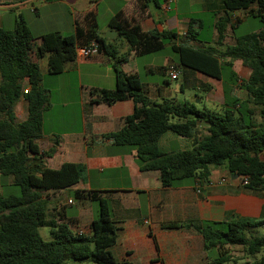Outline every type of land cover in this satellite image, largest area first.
Returning a JSON list of instances; mask_svg holds the SVG:
<instances>
[{
    "label": "trees",
    "instance_id": "obj_1",
    "mask_svg": "<svg viewBox=\"0 0 264 264\" xmlns=\"http://www.w3.org/2000/svg\"><path fill=\"white\" fill-rule=\"evenodd\" d=\"M226 16L217 20V44L225 39L230 26L236 44L224 50L205 45L197 37L196 20L188 25L187 38L201 43L191 47L186 41L173 44L183 68L204 74L222 82L223 105L219 112L201 110L192 101L175 104L165 98L153 103L143 91L136 74L125 73L118 63L132 55L153 54L166 48V42L177 34L168 30L144 31L140 23L128 18L123 11L109 20V27L123 36L130 49L118 56V50L99 32L97 17L88 12L76 20V31L63 34L49 32L41 36L39 45L22 16L12 29L0 27V176L11 177L19 194L0 196V264H68L69 260L92 261L95 264H119L111 252L117 242V225L112 218L108 192L75 189L76 200L98 202L96 217L90 224V234L72 230V221L49 218L45 195L73 188L86 181L87 169L82 164L66 162L58 169L49 168L37 141L43 135V115L49 107V90L43 85V74L31 58L48 55V72L62 74L77 61L78 45L98 43L99 53L119 57L114 66L115 89H91V102L112 105L132 99L133 114L124 118V126L103 138L116 145L136 150L142 171H158L164 188L175 187L184 180L199 184L208 182L212 170L226 168L231 174L249 178L244 188L259 193L264 199V0H222ZM255 6L257 9L252 10ZM248 13L260 20V29L244 35L236 34L241 22L233 15ZM236 20V21H234ZM240 60L249 68L247 79H240L233 61ZM246 98L237 95L239 86ZM181 89V87H180ZM28 103V118L19 122L15 114L20 99ZM254 106L261 107L260 122L255 120ZM175 121H172V120ZM204 125L207 136L199 138V126ZM166 132L192 141L191 148L165 152L159 142ZM264 225L260 220L234 222H202L163 225L165 230L194 229L200 233L207 250H221L218 264L229 261L226 246L243 247L244 253L257 257L264 248V237L248 239ZM50 228L53 240L45 241L39 229ZM259 264H264V257Z\"/></svg>",
    "mask_w": 264,
    "mask_h": 264
},
{
    "label": "crops",
    "instance_id": "obj_2",
    "mask_svg": "<svg viewBox=\"0 0 264 264\" xmlns=\"http://www.w3.org/2000/svg\"><path fill=\"white\" fill-rule=\"evenodd\" d=\"M88 1L94 4L82 8V3L85 0H0V27L12 29L16 19L22 16L37 38L35 45H39L41 36L46 33H74L76 20L88 12H94L98 22V6L105 0ZM151 1L154 2L158 12L155 13L151 10L149 6ZM194 6L199 7V12L192 10ZM64 8L69 12L67 17H65ZM255 9L257 8L253 6L252 10ZM119 11H123L128 18L139 22L144 31L163 32L168 30L176 33L175 40L166 42L165 52L171 45H179L181 38L191 47L201 45V43L187 38L191 19L197 21L195 25L197 37L205 45L224 50L226 47L236 44V35L230 26L225 32L222 44H217L218 32L215 24L218 19L226 16L222 0H110L107 17L111 19ZM9 12L12 14L11 16L4 15ZM239 14L242 12H236L233 15L239 17ZM247 16L248 14L241 16V22L236 26V29L241 23L246 22ZM103 29L100 30L99 26V32L102 35L109 30H114L109 27V22ZM258 29H260L259 24L253 26L252 32ZM118 36L108 39L107 43L115 46V39ZM118 53L119 56V50ZM118 56L117 58H119ZM136 57L132 55L128 61L122 62V70L128 74L138 75L141 80L136 66L128 65L131 60L136 62ZM31 58L40 66L44 81L45 71L43 69L48 70V55L37 58L33 54ZM108 58L103 53H98L90 59L77 60L74 65L69 66L60 74L62 81L61 104L64 108L75 106L79 120L76 117L73 121L75 127L70 126L65 131L55 130L48 126L47 113L44 112L43 135L37 143L41 154L51 153V156L46 158V165L49 168L58 169L66 162L82 164L87 169L86 181L73 187V190L108 192L107 197L112 210V218L118 228L117 242L111 248V252L119 264H218L221 250L218 247L207 250L204 238L200 233L194 229L165 230L162 226L171 223L189 224L264 219L263 197L259 193L245 189L233 180H228L225 184H217L222 177H226L230 173L226 168L212 170L208 182L204 184L188 179L175 187L164 188L161 185L158 171H142L140 169L135 149L116 145L112 140L103 138L106 134L120 130L124 126V118L133 114L135 110V103L132 99L112 105L95 104L91 102L92 97L84 93V85L81 82L82 69L97 64L103 66ZM153 58L155 57H151L150 61L144 65V71L147 74L154 73ZM117 60L119 62V59ZM233 63V69L239 76L242 63L240 60H235ZM170 64H173V60L168 52L164 64L166 73ZM177 66L181 72L184 70V82L189 87L194 86L193 80H201L202 86L200 87L205 89L207 101L216 104L213 100L219 95L221 102L217 105H223V90L220 80L183 68L179 63ZM244 69L243 71L249 75V68ZM97 79L101 84L91 82L85 87L108 90L116 87L115 72L114 75L109 73L107 76H97ZM168 81H172L169 76ZM74 84L76 94L71 97L69 91ZM186 84L182 82L178 85L177 91H180V87L182 88ZM147 96L151 99L155 98L153 94ZM15 114L19 122L28 118V103L25 99L22 98L18 101ZM203 128H205L204 125H200L199 131ZM204 132V135L199 134V138L207 136V132ZM184 139L176 134H164L159 145L165 151L163 147L168 149L175 144L179 145V143H183ZM9 182L10 185H13V179ZM4 183L3 181L1 185L4 186ZM62 194L63 191L50 192L46 194L45 199L50 204V201L61 197ZM82 217V213L79 212L75 217H63V219L74 223L71 228L75 233L83 231L85 234H90V224L95 216L87 215L88 222L84 228L77 227ZM225 248L232 250L231 246Z\"/></svg>",
    "mask_w": 264,
    "mask_h": 264
},
{
    "label": "rangeland",
    "instance_id": "obj_3",
    "mask_svg": "<svg viewBox=\"0 0 264 264\" xmlns=\"http://www.w3.org/2000/svg\"><path fill=\"white\" fill-rule=\"evenodd\" d=\"M93 4L94 3H89L88 0H85V2L82 3V8H86L87 6H91ZM109 4H110V0H105L101 2L98 6V14H99L98 23L100 26V30H104L103 28H105V26L108 24L110 20L109 19L110 17H107V10L109 8ZM149 6L153 12L155 13L158 12L153 1L150 2ZM192 10L195 12H199L198 10L200 9L198 6H194ZM64 12H65L64 13L65 17H67V13L69 14V12H67L65 8H64ZM244 14H248V13L242 12V14L238 15L239 17H235V18L240 19L241 16ZM4 15L11 16L12 14L9 12V13H5ZM246 19H247L246 22H244L243 24L241 23L239 28L236 29L235 32L237 35H243V34L250 33L253 31V26L261 24L258 18H255L251 15H248ZM115 46L117 50L120 51V55L124 54L127 51V49L130 48L123 36H118L115 39ZM168 52H169V56L172 57L173 64L177 65L179 63L178 57L176 54H174L170 50V48L168 49L167 52H165V50H162V51L149 54V55L137 56L135 58L136 62H132L133 60H131L128 64L129 66L131 65L136 66L141 76V82L143 85L144 93L146 95L153 94L155 96L154 99H151V98L149 99H151L153 103H156V102L161 103L165 98H170V99H173L176 105L189 100L195 103V105L201 110H210V111H216V112L221 111L222 106L217 105L219 102H221V97L219 95L218 97H214L213 102L216 104H213L207 101L205 97L206 91L203 87H200L202 86L201 85L202 81L199 79L193 80L192 83L194 84V86L189 87L186 84V82H184V76H185L184 70H182L181 76L179 77L178 80L168 81V75L166 73V69H164L165 57L167 56ZM151 57H155L153 58L154 59L153 64H155V69H154V73L147 74L144 71V65H146L147 61H150L149 59H151ZM117 59L118 58L109 57L108 59H106L107 61L105 60L106 62L103 66L100 64H97L94 66H87L82 69L83 75L81 76V82L84 85L83 90L87 96H90L89 91L91 89H97V88H90V87H85V86L91 82H97L101 84L98 81L97 76H102V75L107 76L109 73L111 75L112 74L114 75V66L118 63ZM118 64H119L118 67L122 69V65H121L122 63H118ZM241 67H242V70L239 73V76H240L239 78L241 80L247 79L250 74L248 75L247 73L243 71V69L246 67H244L243 65ZM43 71H45L43 85L50 92L49 100H48L49 107L47 108V110H45V112L47 113L46 118L48 121V126L53 127L55 130L65 131L68 128H70V126H73V121L76 119V117L79 120V114L76 113L77 108L72 105L69 106L68 108H64L62 106L61 104L62 102L61 76L50 74L46 68L43 69ZM182 82L185 83L186 85H184L180 89V91H177V86L182 84ZM75 94H76V91H75V84H74V86L69 91V95L73 97L75 96ZM237 94L242 98H246L247 96L246 92L242 89L241 85L239 86V89L237 90ZM253 108L255 110V120L257 122H260L259 111L261 107L254 106ZM172 121H175V120L173 119ZM204 131H206L205 128H203L199 132V134L202 133V135H204L205 133ZM165 134L173 135L174 133L166 132ZM189 148H191V141L186 138L183 140V143L181 144L179 143V145L175 144L173 145V147H169L168 149L167 147H163L165 151H169V152H179V151L187 150ZM9 179L12 180L11 177L4 178L0 176V196L1 195L7 196L10 194H19V189L16 186L10 185ZM3 181L5 182L4 186L1 185ZM73 191H74L73 188H68L66 190H63V194L61 197L56 198L54 201H50V204L48 203L49 213L52 215L51 216L48 213L49 218H53V217H56L57 219H60L62 217L72 218V217L77 216L79 212H81L83 217L79 221L78 223L79 226L77 227L84 228L85 224L88 222L87 215L93 214L96 217L97 210H98V202L90 201V200H87L84 202L78 201L74 198ZM70 200L73 201L72 204L69 203ZM39 232L45 241L53 240V236L51 235L50 228L48 226L41 227L39 229ZM262 237H264V225L259 227L255 233L248 235V239H255V238H262ZM231 247H232V250H229V253H230V257L232 258L229 261L223 262L222 264H259L261 258L264 257V248L261 251V253L257 255V257H250L249 255L243 252L242 250L243 247H240V246H231ZM68 264H95V263H93L92 261L81 263L75 260H69Z\"/></svg>",
    "mask_w": 264,
    "mask_h": 264
},
{
    "label": "built area",
    "instance_id": "obj_4",
    "mask_svg": "<svg viewBox=\"0 0 264 264\" xmlns=\"http://www.w3.org/2000/svg\"><path fill=\"white\" fill-rule=\"evenodd\" d=\"M99 53L98 50V43L93 41L87 45H78L76 49V57L78 61H83L90 59L91 57L95 56ZM33 55V54H32ZM167 73L169 78L174 81L178 80L181 76V70L177 65L170 64L167 67ZM228 180H233L238 185L245 187L249 184V178L245 176H239L235 174L229 173L226 177H222L217 184H225ZM70 204L73 203V201H69ZM79 234H85L83 231L79 232Z\"/></svg>",
    "mask_w": 264,
    "mask_h": 264
},
{
    "label": "water",
    "instance_id": "obj_5",
    "mask_svg": "<svg viewBox=\"0 0 264 264\" xmlns=\"http://www.w3.org/2000/svg\"><path fill=\"white\" fill-rule=\"evenodd\" d=\"M118 34V31L109 30L105 33L104 37L107 39H114Z\"/></svg>",
    "mask_w": 264,
    "mask_h": 264
}]
</instances>
